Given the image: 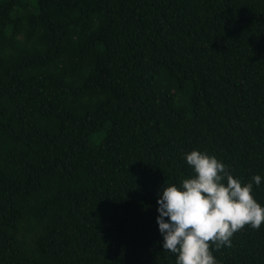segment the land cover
<instances>
[{
  "label": "trees",
  "instance_id": "trees-1",
  "mask_svg": "<svg viewBox=\"0 0 264 264\" xmlns=\"http://www.w3.org/2000/svg\"><path fill=\"white\" fill-rule=\"evenodd\" d=\"M193 150L264 207V0H0V264H175ZM232 245L264 264V224Z\"/></svg>",
  "mask_w": 264,
  "mask_h": 264
},
{
  "label": "clouds",
  "instance_id": "clouds-1",
  "mask_svg": "<svg viewBox=\"0 0 264 264\" xmlns=\"http://www.w3.org/2000/svg\"><path fill=\"white\" fill-rule=\"evenodd\" d=\"M183 158L193 175L179 187L164 186L157 201L164 252L176 257L175 264H219L214 253L231 248L234 234L264 224V207L254 197L262 177L245 183L215 155L198 150Z\"/></svg>",
  "mask_w": 264,
  "mask_h": 264
},
{
  "label": "rangeland",
  "instance_id": "rangeland-1",
  "mask_svg": "<svg viewBox=\"0 0 264 264\" xmlns=\"http://www.w3.org/2000/svg\"><path fill=\"white\" fill-rule=\"evenodd\" d=\"M93 143H97L98 142V137H94L92 140Z\"/></svg>",
  "mask_w": 264,
  "mask_h": 264
}]
</instances>
